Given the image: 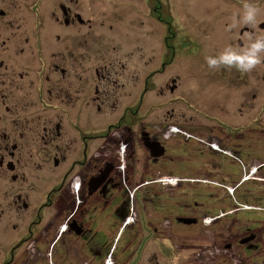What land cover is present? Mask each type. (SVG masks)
<instances>
[{"label": "flooded vegetation", "instance_id": "flooded-vegetation-1", "mask_svg": "<svg viewBox=\"0 0 264 264\" xmlns=\"http://www.w3.org/2000/svg\"><path fill=\"white\" fill-rule=\"evenodd\" d=\"M262 2L218 0L222 54L264 39ZM185 23V0H0V264H160L165 247L264 264V80L203 67L215 96L195 94Z\"/></svg>", "mask_w": 264, "mask_h": 264}, {"label": "rangeland", "instance_id": "rangeland-1", "mask_svg": "<svg viewBox=\"0 0 264 264\" xmlns=\"http://www.w3.org/2000/svg\"><path fill=\"white\" fill-rule=\"evenodd\" d=\"M259 0H253L254 4H257ZM182 3V1H179ZM262 8V17L261 20H264V0L260 4ZM220 9L218 7V0H185V31L182 24H174L175 27V40L173 44L174 52H184L187 57V69L191 74L196 75L195 78H190L189 84L193 87L195 94L200 96L214 97L215 93L212 90V86L216 77L203 78L197 74L198 69L208 68L206 63V58L212 57L218 58V55H221L222 47L227 45L226 31L223 21H219ZM257 15V12L255 13ZM203 21V22H200ZM214 22V23H213ZM157 28L161 34L165 31L163 25L156 23ZM195 26L199 28L204 27L206 29L214 28L215 33L213 34H201L199 39L189 38V32ZM167 32V29L165 33ZM185 32V33H184ZM185 37V42L183 38ZM233 46H238L236 40H234ZM261 59H264V52L260 54ZM261 65V64H260ZM258 65L252 72L249 74H255L257 79L264 80V66L263 68ZM255 76L251 75V79H255ZM259 80H255L259 81ZM207 87L209 90H205ZM187 250V249H185ZM160 253H164L166 256L169 255V260H165L162 255L158 253V260L160 264H184L183 262L179 263L174 259L173 249L172 248H159ZM191 256L193 254L191 251L186 252L185 254V264H198L195 259Z\"/></svg>", "mask_w": 264, "mask_h": 264}, {"label": "clouds", "instance_id": "clouds-1", "mask_svg": "<svg viewBox=\"0 0 264 264\" xmlns=\"http://www.w3.org/2000/svg\"><path fill=\"white\" fill-rule=\"evenodd\" d=\"M255 11L254 8L249 6L245 17L247 21H254ZM262 52H264V39H258L240 54H234L226 50L218 58H206V63L211 69L235 68L237 71L249 73L262 63L260 56Z\"/></svg>", "mask_w": 264, "mask_h": 264}, {"label": "bare ground", "instance_id": "bare-ground-1", "mask_svg": "<svg viewBox=\"0 0 264 264\" xmlns=\"http://www.w3.org/2000/svg\"><path fill=\"white\" fill-rule=\"evenodd\" d=\"M161 243V242H160ZM169 247V246H168Z\"/></svg>", "mask_w": 264, "mask_h": 264}, {"label": "water", "instance_id": "water-1", "mask_svg": "<svg viewBox=\"0 0 264 264\" xmlns=\"http://www.w3.org/2000/svg\"><path fill=\"white\" fill-rule=\"evenodd\" d=\"M264 24V23H263Z\"/></svg>", "mask_w": 264, "mask_h": 264}]
</instances>
